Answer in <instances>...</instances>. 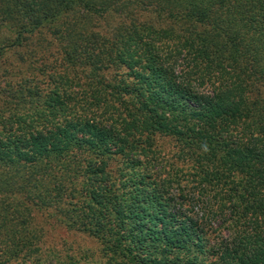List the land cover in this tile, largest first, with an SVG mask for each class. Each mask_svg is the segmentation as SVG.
I'll list each match as a JSON object with an SVG mask.
<instances>
[{
    "label": "trees",
    "instance_id": "1",
    "mask_svg": "<svg viewBox=\"0 0 264 264\" xmlns=\"http://www.w3.org/2000/svg\"><path fill=\"white\" fill-rule=\"evenodd\" d=\"M3 33L0 73L34 102L0 125V264H85L46 247L50 223L104 264H264V0H0ZM54 47L88 98L28 85ZM160 135L188 168L158 173Z\"/></svg>",
    "mask_w": 264,
    "mask_h": 264
},
{
    "label": "rangeland",
    "instance_id": "2",
    "mask_svg": "<svg viewBox=\"0 0 264 264\" xmlns=\"http://www.w3.org/2000/svg\"><path fill=\"white\" fill-rule=\"evenodd\" d=\"M140 19L148 21L155 20V17L150 12H144L141 14ZM107 24H102L103 28L107 29L108 31H112L119 23L118 21H110L108 26H106ZM1 35L2 34H0V38H3L4 33L3 36ZM58 53L59 52L54 47L52 54H49V57H51L50 60L55 61V64L51 66L52 73L54 74L52 76L53 78L38 80L31 79L29 80L28 85H35V87H39L45 91H47V89L49 88L50 90L47 92L49 95L50 92H53L54 90L58 89L57 83H63L65 91L62 92L63 90H60L61 93H64L66 95L76 93V95H78V101H82L84 97L88 98V92L85 87H78L77 85L69 86L64 83L65 80L68 79H74L80 82V80H83V77H85L86 74L81 69L76 70V72L73 70L65 72V69H60V66L62 65L61 62L57 60L59 57ZM10 55V61L14 62L17 65L19 62V55L21 57V54H18L17 56H15L14 54ZM48 61L45 62L48 63ZM40 65H43V62H40L38 64V66ZM32 67H34V65ZM14 71L16 73H19V70L17 68H15ZM56 73L60 75L59 78H56ZM37 74L38 72L36 71V75ZM115 74V69L109 72V76H115ZM19 81L20 79H13L12 84L15 87L14 88L9 85V82H12L11 79H6L3 73H0V125L8 124L10 123L9 121H13L17 119V117L25 118V116L29 114L30 110L32 109L31 104L34 102V99L31 94L24 95V97L21 98V96L15 92L16 83H18ZM36 83L40 84L36 86ZM19 87L20 86H17V88ZM41 89L40 91L43 92ZM6 121L8 122L6 123ZM157 138L159 145L158 157L160 159L158 163V173H160L164 177H170L177 172V169L182 167L188 168L190 166L189 161H185V159H183L184 157L181 158L179 148L180 146L174 138L166 137L163 135H160ZM180 175L182 174L179 173V176ZM193 186L194 187L191 194H195V192L197 194V185L195 184ZM194 198L195 205H198V203H205L212 209H216V207H218L219 205L215 194H206L202 198H200L198 195H196L195 197H193L192 195L189 196V200H187L185 204H187V208H193L195 212L197 211L196 208L190 206L192 205V201ZM209 223H213L214 229H221L220 224H222V222L217 217L213 216L212 220L209 221ZM224 233L225 235H228L226 231ZM44 242L46 247L57 250L59 253H63V255L70 254L71 256L75 257L78 261L84 260L85 264H89V262L93 264H104L107 261L103 253L102 244L96 238L92 237L91 235L81 233L79 231L70 230L61 225H57L54 223L48 224L45 227Z\"/></svg>",
    "mask_w": 264,
    "mask_h": 264
}]
</instances>
